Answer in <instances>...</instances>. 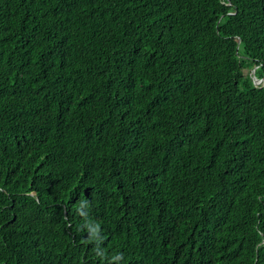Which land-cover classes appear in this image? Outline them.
<instances>
[{
	"label": "trees",
	"instance_id": "16d2710c",
	"mask_svg": "<svg viewBox=\"0 0 264 264\" xmlns=\"http://www.w3.org/2000/svg\"><path fill=\"white\" fill-rule=\"evenodd\" d=\"M0 264H264V0H0Z\"/></svg>",
	"mask_w": 264,
	"mask_h": 264
},
{
	"label": "rangeland",
	"instance_id": "374dc122",
	"mask_svg": "<svg viewBox=\"0 0 264 264\" xmlns=\"http://www.w3.org/2000/svg\"><path fill=\"white\" fill-rule=\"evenodd\" d=\"M251 72H252V70H251ZM254 82L256 83V84H260V81L259 80H254Z\"/></svg>",
	"mask_w": 264,
	"mask_h": 264
}]
</instances>
